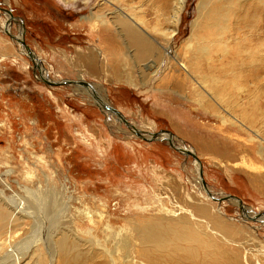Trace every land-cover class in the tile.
Instances as JSON below:
<instances>
[{"label":"rangeland","instance_id":"obj_1","mask_svg":"<svg viewBox=\"0 0 264 264\" xmlns=\"http://www.w3.org/2000/svg\"><path fill=\"white\" fill-rule=\"evenodd\" d=\"M143 1L146 5L140 4L142 0L129 1L134 9H125V0H0V175L12 188L7 190L0 177V196L5 193L12 206L22 197L28 203L22 208L31 211L36 207L34 200L44 193L32 197L24 186L34 188L41 181L45 188V177L50 178L61 206L54 205L55 219L44 221L39 230L44 231L40 245L45 249L51 229L83 225L81 221L90 214L88 225L96 229L102 226L97 213L104 214L106 242L102 243L117 248L113 243L129 233L126 220L157 218L166 212L200 224L216 245L230 246L237 264H264V128L258 124L251 128L237 111L247 112L256 105L259 90L252 84L253 76L241 82L243 91L234 90L240 95L232 110L216 101L214 83L202 82L195 70L186 72L176 61L168 63L163 57L166 36L174 32L171 51L189 63L191 53L181 47L191 36V24H200L201 14L210 15L215 1L228 10L226 18L235 26L232 35L237 26L244 31L242 36L264 31V17L259 24L258 13L236 12L240 6H264V0H211L208 8H201L203 0H185L176 28L170 20L173 3L163 13L162 0ZM1 8L10 9L16 21H10ZM248 15L253 17L251 24H246ZM19 22L39 68L13 38H20L23 31ZM129 32L147 38L160 50L148 54L134 48L127 38ZM201 44L195 39L194 49L207 58L209 42L204 39ZM206 58L201 74L208 72ZM216 58L215 53L212 59ZM118 64L122 78L112 70ZM170 78L177 83L168 85ZM259 79L264 82V72ZM98 88L108 107L118 110L123 120L98 106L94 99ZM224 94L229 101L230 93ZM261 102L264 111V98ZM133 129L145 138L169 131L177 140L174 147L182 145L197 155L202 178L214 196H236L253 214L244 213L231 200L209 198L198 182L195 165L199 164L190 155L173 148L161 135L146 140ZM200 206L208 208L216 223L227 226L232 235L225 237L205 219L193 218ZM30 211L24 209L22 215L31 218ZM26 232L14 241L26 238ZM60 255L55 264H61ZM93 261L90 264H100L102 259Z\"/></svg>","mask_w":264,"mask_h":264},{"label":"bare ground","instance_id":"obj_2","mask_svg":"<svg viewBox=\"0 0 264 264\" xmlns=\"http://www.w3.org/2000/svg\"><path fill=\"white\" fill-rule=\"evenodd\" d=\"M129 1L132 0H125V9H134V5ZM211 2V0H203L200 3V6L201 8H208ZM162 3L165 10L163 13H166V10L169 9L171 3L174 4L170 20L173 21V25L176 28L179 23V13L182 12L185 7V0H162ZM140 4L146 5L143 0ZM212 5L213 12L210 15L206 16L201 14L199 16L200 24H191V36L185 43H183V47H181V49L187 50L188 54L191 53L189 63L186 64L178 60L177 56L179 53L171 51L170 44L174 39V32L166 36V47L163 48V57L165 58L166 55L168 63L170 61L172 62V60L176 61L175 63L179 66L178 68L186 70V72H189L192 69L195 70L194 72L202 75V82L214 83L212 91L216 86V96L219 97L216 101L218 102L219 100L221 104H226L232 110H236L234 102L236 101V95L239 94H235L234 90L240 92L244 89L241 82L244 83L245 81H248L247 79H249V77L251 79L250 75H252V84L255 86L256 90H259L258 92L256 91L257 94L254 97L256 105L255 107L251 105L250 110L247 112H244L242 109L237 111L240 119H242L244 123H247L251 128L255 129L254 125L257 124L258 126L262 125L264 128V111L261 107V105H263L261 100L264 98V82L262 83L259 79V76L264 72V31L261 28L257 34L242 36L244 31H242L240 26H237L234 31L236 35H232L231 31H233L232 26L234 25L229 24V17L226 18V15H229L227 13L228 10L222 9L220 3L216 1L212 3ZM250 6L243 8L240 6L236 12L248 14L250 10L256 12L259 14L258 18H256L258 21L255 20L254 22L257 21L261 24L264 17V6ZM229 11L231 16L233 9L230 8ZM222 12H225V15H223ZM5 14L9 16L8 13ZM249 16L250 15L247 17L246 24H251V21L253 20V17L251 18ZM10 21H16V18L10 17ZM123 24H126L125 26L127 27V23L124 22V20ZM235 25H237V22ZM251 29H254V27ZM13 38L15 40L17 39L18 42L20 39H24V29L21 31L20 38ZM127 38L131 41L130 43H132L131 45L134 46V48L139 49L142 52H148V54H151L149 52L154 53L156 50H160V48L152 44L147 38H144L137 33L129 32ZM195 39H198L201 47V42L204 39H206V42H209L210 50L208 51L207 58L202 57L201 52L197 53L194 49L193 42H195ZM25 51L26 50L23 48V53H25ZM215 53L217 58L216 60H213L212 56ZM27 56L29 55L27 54ZM205 58L208 61L205 65V70H208V72L207 74H201V69H203L202 66H204L202 60ZM34 62L39 68V60L37 57ZM171 69H173L174 72H178L176 70L177 68L173 66ZM112 70L118 77L121 76L120 78L124 75L122 67H120L119 64L116 65V67L114 66ZM125 77L124 79L127 80L128 78ZM228 77L230 78L227 79ZM166 83L172 85L177 82L173 78H170L166 80ZM226 91L230 93L229 101L225 100L227 99L224 94ZM94 94V99L98 102V106H103L104 108H101L105 110L110 107H108L109 103H107L102 89L98 88ZM100 94H102V96ZM111 112L113 111L111 110ZM222 118H224V116ZM170 137L171 142L175 143L173 145H177V140L174 136L161 134L160 138H167L169 140ZM181 148L184 149V146L181 145ZM195 166L198 173V165L196 164ZM0 177L2 181L1 183L6 185L7 190H12L11 185L7 184V179L3 175H0ZM49 182L50 178L45 177V188L42 186L41 181H38L34 188L24 186L26 192L31 191L30 195L32 197L36 195V192L44 193L43 196H36L37 198L34 200L36 207L31 211L29 210L31 208H22L28 204H26L25 199L22 197H19L18 204H13L14 206H12L6 199L5 193L4 196H0V264H55L57 259L55 257L60 254L61 264H90L97 258L102 259L101 263L103 264H237L230 255V246L225 247L223 244L216 245V240L210 238V234L208 233L209 235H207L201 228L200 224H197L196 222V224L192 223L187 216H182L178 219L172 218L169 214H166V212L157 218H151L150 216V218L143 220L138 219L141 217L126 220L125 223L130 228L129 235H124L122 240L120 238L121 241L119 240L116 243H113L117 248H108L102 243L106 236V229L105 227L103 228L104 223L102 222L104 217L103 213H97L99 223H102V226L97 227V229L94 228V226L91 227L88 225L89 222L87 221L90 220L89 218H93L92 214L88 215V217H84L86 218V221H81L83 225L78 223L75 227H59L60 229L58 231L51 229L47 236L49 238V244L46 249L42 248L40 242L44 240V231L39 232V230H42L44 221L51 220L57 215V207L54 205L61 206L58 201L57 193L55 192L56 190H54L55 187H51ZM198 182L201 184L200 179ZM64 183L65 186H62L63 189H65L68 180ZM19 187L23 188V185H20ZM1 192L3 194V191ZM50 196L54 197L53 200L49 199ZM232 202L238 204L235 200ZM24 209H26L27 212L30 211L33 217L29 218L22 215ZM245 211L248 214H253L243 206V212L245 213ZM192 217H198L199 220L205 219L203 221H206L210 227L212 226L211 228H213V230H218L219 232L224 233L225 237L232 235L227 226L225 227L218 222L216 223V218L208 208L206 209L205 206L203 208L201 206L197 207L196 214H194V216L192 215ZM22 219L25 221L31 219L32 221L30 224L24 222L25 225L22 226L23 223H20V220ZM198 225L201 229L198 228ZM25 227L27 229H25ZM25 231H27L25 233L26 238L17 242L14 241V238H16L20 232L24 233ZM101 231H103L101 236L100 234H96ZM211 237L213 236L211 235ZM225 239L228 241L227 238ZM104 242L106 241L104 240ZM82 247L85 249H82ZM25 249H27L26 252L24 251Z\"/></svg>","mask_w":264,"mask_h":264},{"label":"water","instance_id":"obj_3","mask_svg":"<svg viewBox=\"0 0 264 264\" xmlns=\"http://www.w3.org/2000/svg\"><path fill=\"white\" fill-rule=\"evenodd\" d=\"M5 13H8L10 17H14L11 13V10L10 9H4V8H1ZM20 23V26L24 29L23 27V23L22 22H19ZM19 43H21V45L23 46V48L27 51L29 57H31L32 61L34 62L36 57H35V54L32 52V50L27 46V44L25 43L24 39H20L19 40ZM35 69V67H34ZM42 80L46 83H50V84H59V83H55V82H51V81H48L47 79H44L42 78ZM71 81L69 80H64L62 81V83H69ZM110 110H112L115 114H117L120 118H122L123 120V117L122 115L118 112V110L112 108V107H109ZM134 133L139 136V137H142L146 140H152V139H155L157 138L158 136H160L161 134H167L169 136H172V134L169 132V131H164V130H160L159 132L155 133L154 135H152L150 138H145L143 136V134L137 130V129H133ZM169 143L170 145L175 148L171 142V137L169 139ZM176 150L180 151L181 153L185 154V155H190L198 164H199V167H198V175H199V179H200V182H201V185L203 186L205 192L207 193V195L209 196V198L213 199V200H216V201H221V200H231V201H237L238 203V206L239 208L243 211V204L241 203L240 199L236 196H233V195H229V194H226L224 196H221V197H216L214 196L206 187V184H205V181L203 180L202 178V170H201V166H200V163H199V159L197 157V155L192 151V150H189V149H178V148H175Z\"/></svg>","mask_w":264,"mask_h":264},{"label":"flooded vegetation","instance_id":"obj_4","mask_svg":"<svg viewBox=\"0 0 264 264\" xmlns=\"http://www.w3.org/2000/svg\"><path fill=\"white\" fill-rule=\"evenodd\" d=\"M8 16V15H7ZM9 17V16H8ZM10 18V17H9Z\"/></svg>","mask_w":264,"mask_h":264}]
</instances>
